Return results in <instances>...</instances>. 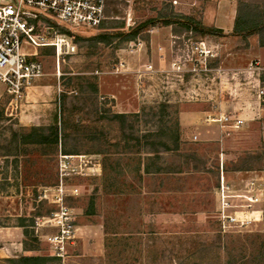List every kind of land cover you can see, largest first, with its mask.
<instances>
[{
	"label": "rangeland",
	"instance_id": "374dc122",
	"mask_svg": "<svg viewBox=\"0 0 264 264\" xmlns=\"http://www.w3.org/2000/svg\"><path fill=\"white\" fill-rule=\"evenodd\" d=\"M109 1L118 13L109 14L105 25L121 29L75 34L91 38L101 31L130 32L145 21L156 22L132 40L74 43L75 53L59 61L54 49H40L44 75L33 87L43 94L32 91L12 115L0 82V228L18 227L24 220L39 243L36 252L27 254L57 258L45 238L56 229L44 227L36 233L35 222L57 210L53 189L59 184L60 155H86L95 166L85 176L65 181L64 205L73 216L74 238L51 264H177L182 257L188 264H264V198L259 221L246 229L231 227L222 233L217 222L221 176L233 188L250 178L264 180V117L255 96L258 82H264L260 36L243 41L230 35L238 0ZM166 13L191 17L222 35L200 37L177 24L163 26L159 16ZM201 41L212 54L209 72L201 71L195 49ZM255 62L259 75L250 70ZM58 95L65 98L59 105L70 125L67 138L56 148L28 147L22 156L7 154L17 149L9 144L12 131L54 122L60 114ZM161 109L164 115L153 118ZM234 113L246 122L227 134L211 121ZM113 114L132 116L126 131L141 146L130 142L127 149L117 122L96 123ZM73 122L89 130L97 126L105 137L90 140L71 128ZM175 124L179 149L158 148V156L152 154L144 137L153 144L159 139L171 143V134L156 135ZM147 163L150 173H145ZM245 165L252 171L235 170ZM74 187L76 195L70 191ZM44 189L49 190L47 199L40 198ZM1 255L0 264L15 258L6 250Z\"/></svg>",
	"mask_w": 264,
	"mask_h": 264
},
{
	"label": "built area",
	"instance_id": "2783aa9c",
	"mask_svg": "<svg viewBox=\"0 0 264 264\" xmlns=\"http://www.w3.org/2000/svg\"><path fill=\"white\" fill-rule=\"evenodd\" d=\"M108 1L0 0V82L5 86V95L9 99L7 105L10 115L21 108L29 90L44 75L38 51L54 49L57 61L74 54L75 44L59 28L64 27L73 33L98 30L106 20ZM195 49L200 57V64L203 65L201 71L209 72L207 62L212 54L205 49L203 41ZM253 64L255 67L250 70L256 69L259 75V64ZM255 94L257 110L264 117V82H258ZM211 121L219 124L226 134L229 129H240L246 122L240 113L221 114ZM95 163L86 155L63 154L59 157V184L53 189L56 192L53 203L57 205V210L49 216L37 218L35 222L36 233L44 227L56 229L55 234L45 238L57 258L63 256L66 242L74 238L73 216L64 205L67 191L65 181L67 178L85 176V171L95 166ZM217 190L220 194L217 217L220 232L231 227L246 229L259 221L264 180L250 178L238 188H233L221 176ZM48 191L44 189L40 198L47 199ZM70 191L72 195H76L78 189L74 187Z\"/></svg>",
	"mask_w": 264,
	"mask_h": 264
},
{
	"label": "trees",
	"instance_id": "16d2710c",
	"mask_svg": "<svg viewBox=\"0 0 264 264\" xmlns=\"http://www.w3.org/2000/svg\"><path fill=\"white\" fill-rule=\"evenodd\" d=\"M111 2H108V7L105 10V16L109 17V14H117L118 10L115 8L110 9ZM110 5V6H109ZM162 22L163 26H170L172 24H177L181 30H184L186 33H195L200 37L203 36H219L222 35V32L220 29H216L214 27H202V25L199 22L194 21L191 17H177L173 15L172 13L169 14H162L159 16ZM156 22V20H148L145 21L143 24L139 25L137 28H135L134 31L130 32H123V31H106V32H100L94 37L91 38H86L82 37L81 35H77L69 30H67L64 27H60V32L64 35H67L70 37L73 41V43L77 44L79 41H84V40H93L96 43H108L112 41L113 39L119 38L121 41H127V40H132L135 38L136 33L139 32V30L143 29L145 26H148L149 24H153ZM107 22H103L102 25L99 27L98 30L100 29H121L122 26H110L108 27L105 25ZM107 26V27H106ZM180 30V31H181ZM175 35H178V31L173 30ZM263 34V35H262ZM232 37L239 38L243 41L247 40L252 35H259L260 36V45L264 46V0H255V1H246V0H238L237 1V10H236V15L234 18L233 22V27L232 31L230 33ZM53 50V49H52ZM66 86V83L63 84ZM94 92H96L95 87H93ZM61 95H58V105L60 104V101L62 99V104L64 105V95L62 98H60ZM61 106L59 105L57 110L60 112L59 116L56 113L54 115V122L47 126V127H32L29 128L28 131H25V129H20L18 132L17 131H12V136L10 138L9 144L10 147L14 148L16 147L17 149L12 152V153H7L11 154L13 156H22L23 152H26L25 148L28 147H58V144L61 139L67 138V132L66 129L70 128V125L68 124V119L65 117L64 113H61ZM164 109H161L160 112L154 113L152 117L154 118L155 116H163L164 115ZM3 117V112L0 110V119ZM137 117V116H136ZM129 116L123 115V114H113L108 117H102L97 120L98 123H103L101 121L103 120H108L109 123H118L119 125V132L121 134V140L124 143V146L130 148L129 143L133 142L134 146H141V140L137 137L134 136V134H128L126 131V128H128V124L130 121ZM129 119V120H128ZM67 122V123H66ZM131 125V124H130ZM130 127L133 128V125ZM166 127V126H165ZM173 127V126H172ZM166 127L164 129L165 131H161V134L156 135L157 137L160 138L163 136H168V133L171 134V143H166L164 141H161L159 139V142L153 144L150 141H148L149 137H144L143 141L145 142L144 145H150L152 147V154H155L158 156V148H162L166 151H176L179 149L180 145V137H179V127L178 124H175V127ZM71 128L75 129L76 132H80L84 136H86L90 140L94 141H99L100 138L105 137V133L103 130L97 126L93 127V129H85L83 126H80L79 123H72ZM131 135V137H129ZM169 138V136H168ZM171 144V145H170ZM15 145V146H14ZM131 145V146H133ZM173 146V147H170ZM22 151V152H21ZM6 154V155H7ZM159 159V158H158ZM261 160L263 162L262 167L264 169V154L261 156ZM145 173H150L149 171V164L147 163L145 166ZM161 169L159 168L156 170V172L160 171ZM236 171H252L251 166H240L235 169ZM93 202V200H92ZM92 205V203L90 204ZM263 219H264V214H263ZM18 227L23 228V251L24 253L20 254L19 256L11 259H5V262L7 264H51L56 261H58V258L55 257H44L41 255H32V254H27L29 252H36L37 251V245L38 239L34 236L33 231L28 230V226L24 224V220H20V224ZM219 230V227H218ZM262 245V244H261ZM264 249V243L261 247ZM263 251V250H262ZM177 264H188L186 258H180ZM192 264H217L216 262H208L204 263L202 262H194ZM225 264H229L226 262Z\"/></svg>",
	"mask_w": 264,
	"mask_h": 264
},
{
	"label": "crops",
	"instance_id": "0c3cea01",
	"mask_svg": "<svg viewBox=\"0 0 264 264\" xmlns=\"http://www.w3.org/2000/svg\"><path fill=\"white\" fill-rule=\"evenodd\" d=\"M34 91L35 94H43L42 91L38 90V86H34L27 95L26 102L30 99V95ZM23 230L20 227H9V228H0V246L3 245V248L0 247V256L1 252L4 250L8 251L11 256H18L23 251Z\"/></svg>",
	"mask_w": 264,
	"mask_h": 264
}]
</instances>
